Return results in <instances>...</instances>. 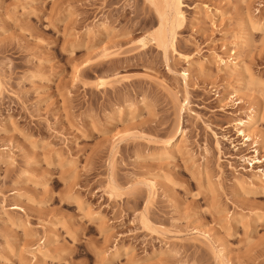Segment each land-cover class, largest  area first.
<instances>
[{"label":"rangeland","instance_id":"rangeland-1","mask_svg":"<svg viewBox=\"0 0 264 264\" xmlns=\"http://www.w3.org/2000/svg\"><path fill=\"white\" fill-rule=\"evenodd\" d=\"M182 2L0 0V264H264V0Z\"/></svg>","mask_w":264,"mask_h":264},{"label":"bare ground","instance_id":"bare-ground-1","mask_svg":"<svg viewBox=\"0 0 264 264\" xmlns=\"http://www.w3.org/2000/svg\"><path fill=\"white\" fill-rule=\"evenodd\" d=\"M149 2H151V4L155 6V10L159 20V27L157 28V31H155V33L150 36V40L154 41L159 47H163L164 49L171 47L176 52V31L180 28V26L182 27L186 19L185 12L182 9V0H149ZM248 22L254 29L264 30L263 21H254L252 18H249ZM241 41L246 42L245 38H242ZM219 61L220 63H222L223 68L231 70L230 72L232 73H238L242 68L240 56L236 51H232L229 56L221 57ZM188 74L189 72L186 70L184 71L183 75L184 77H186ZM254 118L255 117L253 116L248 122H243L241 120L236 122V125L239 128V134H244L245 143L251 141L252 137H254L252 135L253 133H251ZM255 143H257V140L255 141ZM181 144L182 140H178L177 142L170 145V149L171 151H173V154L181 153L183 149V146ZM255 162L260 163L263 162V160L256 159ZM145 183L149 185V187L151 188L150 192L154 194L155 189L152 180L146 179ZM196 231H198L199 233L202 232L201 234H204L205 237L209 234L208 231ZM37 254H44V252H42V250H38Z\"/></svg>","mask_w":264,"mask_h":264}]
</instances>
